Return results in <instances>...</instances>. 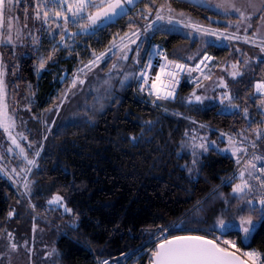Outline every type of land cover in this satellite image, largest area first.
<instances>
[{"label":"trees","instance_id":"16d2710c","mask_svg":"<svg viewBox=\"0 0 264 264\" xmlns=\"http://www.w3.org/2000/svg\"><path fill=\"white\" fill-rule=\"evenodd\" d=\"M22 2L29 31L36 33H26L22 46L3 49L10 105L42 112L58 106L68 90L66 100L81 88L85 92L81 117L54 134L40 165V183L51 194L66 197L70 209L64 214L53 208L48 219L78 220L76 227L58 229L50 264H94L96 256L119 259L172 223L176 232L237 240L244 248L264 253V205L248 189L235 192L239 178L230 177L240 155L190 145L194 130H199L220 145L230 137L261 142L264 152V96L256 94L257 83L264 80V56L255 46L235 50L219 38L189 29L164 23L151 27L158 13L220 29L228 28L226 22L233 17L189 0H140L130 12L85 33L80 29L88 16L70 18L69 31L64 29L60 18L69 11L63 0ZM20 19L24 23L25 18ZM28 24L22 26L25 32ZM137 30L145 37L117 51L111 63L91 67L97 57ZM154 43L164 46L174 62L194 64L203 55L220 65L238 62V74L226 79L231 99L192 100L207 83L194 86L185 73L174 81L179 85L175 96L136 93L138 70ZM231 104L238 110L226 113ZM29 209L25 189L20 191L0 174V235L11 220L28 216ZM247 218L252 226L246 234L241 221Z\"/></svg>","mask_w":264,"mask_h":264},{"label":"rangeland","instance_id":"374dc122","mask_svg":"<svg viewBox=\"0 0 264 264\" xmlns=\"http://www.w3.org/2000/svg\"><path fill=\"white\" fill-rule=\"evenodd\" d=\"M22 1L23 0H19V2H17V0H10L9 2V0H0V174L9 177L20 191L25 189V198H27V202L30 206V214L24 216L21 221L15 219L11 220L7 224L8 228L6 232L0 235V264H50L55 253L57 237L60 234L58 231L62 230V232H64L66 228L76 227L78 225V220L72 217H65L59 221L48 219V211L53 208L61 209L64 214L70 212L66 211V209H70L66 197L59 194H51L48 187L42 182L40 183V165L43 158L46 156V151L50 146L54 134L66 130L71 123L81 117L85 92L83 88H81L66 100L68 92L70 91L68 90L66 97H64L63 101L58 106L42 112L28 105H19L17 107H12L10 105L7 68L3 56V49L7 46H22L26 33L28 35L36 33V31H29V19L28 15L26 16L21 8ZM70 1L73 0H69V2ZM139 1L140 0H132V3L129 4L127 0H121V3L124 5L123 10L117 9L116 15H101L95 24L91 23L88 19L87 24L81 27L80 32L91 33L100 29L119 16L130 12ZM111 2H113V0H91V3L95 4L96 7L89 6L77 17H73L72 12H69L67 16L69 19H80L84 16L89 17L90 15L94 16L98 11L102 12L104 7ZM20 16H23L25 18L24 23L28 24L26 26V32L22 29L24 23L20 22ZM63 16H61V20H64ZM161 17L162 19H158L151 24L152 28L164 23L179 30L189 29L195 33L203 34L207 37L210 36V38H219L224 46L231 47L235 50L244 49L246 45L255 46L258 48L259 54L264 56V34L258 32L260 24L259 19L256 17L248 19L250 25L243 33L234 32L237 30V25H232L231 31L227 32L210 26H203L191 22L188 23L179 15L170 16L168 18ZM67 22L64 24V29L69 31ZM145 34L146 33H143L142 30L135 31L126 39L115 44L108 53L100 55V59L96 58L92 62L91 67L103 66L107 63H111L112 60H109L116 56L115 54L117 51L145 37ZM225 37H227V39H225ZM205 57L206 56L203 55L200 60L194 64L187 63L190 67L186 70L185 74L190 77L194 76L196 73V68H194V66H196L197 63L203 64L205 69L211 67V63L207 67L206 63L208 60H206ZM167 64H170L169 60ZM174 64L176 63H172V65ZM233 65H236V67L234 68ZM212 66L214 67L213 75L205 82L207 84H205L195 96L193 95L192 100H196L195 97L200 96L201 102L210 99L223 103L226 98L229 97L226 91V79L235 76L236 73L238 74L240 69L239 63L227 61L220 65L218 61H214ZM85 71L84 69L81 72L85 73ZM162 76L173 81L167 85V88L162 89H166L165 91L171 93V97L176 95L175 88L179 85L174 84V81L177 82V78H174L175 75L167 73L163 67L158 72V80H160V82L163 79ZM75 78L76 77L72 80L71 87L75 83ZM258 83H261V81ZM160 84L161 83L155 84V93L164 96L165 93L160 90ZM235 110H238V107L231 104L228 105L224 111L226 113H233ZM5 128H7V131H5ZM194 134V137L191 138L190 141L192 148L202 150L210 146H215L223 154H230L233 157L239 156L236 145L237 142L234 140L227 139L225 140V145H220L218 141L211 140L208 134L204 135L199 132V130H194ZM201 145L204 147H201ZM238 178L239 181L236 187L239 185L243 190L248 189L252 191L255 195L259 196L258 202L263 200L264 196L248 174L242 171L238 174ZM56 196L61 197V202L57 204L49 203V201L53 200ZM28 198L34 201L37 207L36 209L34 208L33 202L31 203V200ZM38 207H42V211L39 210ZM22 211L23 208L19 209V213ZM228 228V226L224 227L223 231Z\"/></svg>","mask_w":264,"mask_h":264},{"label":"built area","instance_id":"2783aa9c","mask_svg":"<svg viewBox=\"0 0 264 264\" xmlns=\"http://www.w3.org/2000/svg\"><path fill=\"white\" fill-rule=\"evenodd\" d=\"M152 27V25H151ZM170 61V64L168 63ZM167 63H166V62ZM211 61V62H210ZM207 61V67L211 63V67L204 68L203 64L197 63L194 68H196V73L194 76H189L190 84L194 86L201 85L208 81L214 72V67L212 63L214 59ZM166 63V64H165ZM172 63H176L172 65ZM167 65V66H166ZM182 66V67H180ZM164 67L167 73L175 75L174 78H180L186 70L190 67L185 62H174L168 58L167 52L164 46L154 43L146 58L144 65L140 68L136 80H135V91L138 94H156L154 85L158 82V72L161 68ZM207 77V79L205 78ZM264 83V80L261 81ZM257 95H261L257 93ZM264 96V95H262ZM232 140L237 142V147L239 151V162L236 170L232 173V176L238 175L240 172L245 171L249 174V177L253 179L257 188L260 190L261 194L264 196V187L261 185L264 184V152L261 150V142H249L237 139L235 137H230ZM255 157H260L261 159L257 160ZM251 164H256V168L251 167ZM229 177V178H230ZM175 223L170 224L168 227L160 230L156 235L148 239L143 245L138 247L132 252H129L119 259H114L112 257H95L94 264H149L150 260L153 257V252L157 250L158 245L169 241L175 237L185 236V235H194L200 236L203 238L210 239L216 242L220 247L238 253L245 260L248 258L243 255L245 252H257L262 254L261 258L258 259L257 264H264V253L256 247L244 248L242 247L237 240H228L212 235L200 232H176L174 231ZM225 241H229L235 244V247H231L230 244H225ZM239 249V251H237ZM250 264V262H249Z\"/></svg>","mask_w":264,"mask_h":264},{"label":"snow or ice","instance_id":"6c2138e0","mask_svg":"<svg viewBox=\"0 0 264 264\" xmlns=\"http://www.w3.org/2000/svg\"><path fill=\"white\" fill-rule=\"evenodd\" d=\"M10 2V0H9ZM19 2V0H17ZM127 3L131 4L132 0H127ZM63 4L67 5V10L72 12L73 17L80 16L86 8L89 6L96 7L95 4L91 3V0H73V2H69V0H63ZM58 8H62V4L57 5ZM124 9V5L121 3V0H113V2L108 3L106 7H104L102 12H97L96 15H90L88 17L91 23L95 24L97 19L100 18L101 15L109 16L116 15V10ZM45 17H47L48 13L45 12ZM57 18L62 15L60 10L55 12ZM39 18V16H37ZM65 22L68 21L69 17L67 15L63 16ZM157 19H162V17L157 14ZM63 38V37H62ZM227 39V37H225ZM248 42V41H245ZM101 57H97L100 59ZM51 59V57H49ZM206 60H210L211 57H205ZM40 67H44V62H41ZM182 67V66H180ZM235 68L236 65H233ZM207 79V77H205ZM257 93L264 95V83H258L256 85ZM169 96L171 93L168 94ZM195 96V93H193ZM158 99L160 97H157ZM197 101L201 100L200 96L195 97ZM231 99V97H229ZM264 103V101H262ZM7 131V128H5ZM201 147H204L201 145ZM207 151V148H204ZM255 159L259 160L260 157H255ZM31 163V161H30ZM251 167L256 168V164H251ZM264 167V166H262ZM264 187V184L261 185ZM235 192L239 193L243 191V189L238 185ZM61 202V197L56 196L53 200L49 201V203L57 204ZM261 205H264V200L260 201ZM66 211H70L66 209ZM11 215V213H10ZM241 224L243 225V230L247 234L250 232V227L252 226L251 218L242 219ZM225 244H230L231 247H235V244L229 241H225ZM239 251V249H237ZM246 256L247 260L240 259L239 256H236L230 251L222 247H217L211 240H204L200 236H186V237H177L172 241H165L159 245V250L153 252L154 259L151 261V264H257L259 258H261L260 253L257 252H245L243 253Z\"/></svg>","mask_w":264,"mask_h":264},{"label":"crops","instance_id":"0c3cea01","mask_svg":"<svg viewBox=\"0 0 264 264\" xmlns=\"http://www.w3.org/2000/svg\"><path fill=\"white\" fill-rule=\"evenodd\" d=\"M196 4L208 7L217 13L233 17L231 21H227L226 24L229 25L226 29H220L223 31H231L232 25H237L236 33H243L246 28L250 25L248 19L251 17H256L259 19L260 33L264 34V0H189ZM214 28V27H213ZM224 38V37H223ZM221 42V41H220ZM216 62V60H215ZM160 90L164 93V97H171L168 95V91H165L167 85L172 81L165 76H162ZM166 78V79H164ZM175 96V95H174Z\"/></svg>","mask_w":264,"mask_h":264},{"label":"water","instance_id":"95a60500","mask_svg":"<svg viewBox=\"0 0 264 264\" xmlns=\"http://www.w3.org/2000/svg\"><path fill=\"white\" fill-rule=\"evenodd\" d=\"M186 236H194V235H185V236H179V237H186ZM177 237H175V238H173V239H171V240H169V241H172V240H175ZM203 238V237H202ZM204 240H210V239H207V238H203ZM212 241V240H211ZM214 244H216L217 245V247H220L216 242H214V241H212ZM159 250V246L157 247V250L156 251H158ZM228 251V250H227ZM230 252H232L233 254H235L236 256H239L240 257V259H242V260H245L243 257H241L238 253H236V252H233V251H230ZM154 259V257H152V260Z\"/></svg>","mask_w":264,"mask_h":264},{"label":"bare ground","instance_id":"6f19581e","mask_svg":"<svg viewBox=\"0 0 264 264\" xmlns=\"http://www.w3.org/2000/svg\"><path fill=\"white\" fill-rule=\"evenodd\" d=\"M249 175V174H248ZM161 230H162V228H161ZM159 246V245H158Z\"/></svg>","mask_w":264,"mask_h":264}]
</instances>
